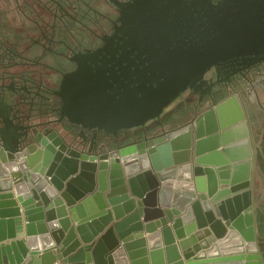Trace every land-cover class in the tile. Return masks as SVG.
<instances>
[{"label":"water","instance_id":"95a60500","mask_svg":"<svg viewBox=\"0 0 264 264\" xmlns=\"http://www.w3.org/2000/svg\"><path fill=\"white\" fill-rule=\"evenodd\" d=\"M250 4L258 22H209L212 39L164 56L157 75L129 80L122 96L95 95L91 108L89 96H71L70 123L106 135L81 145L88 152L22 128L11 143L4 125L0 264H264L263 226L257 235L249 213L253 148L238 101L184 127L174 129L178 115L161 121L198 84L196 74L243 44L264 53L252 50L264 42V32L256 40L264 0Z\"/></svg>","mask_w":264,"mask_h":264},{"label":"flooded vegetation","instance_id":"af4514ba","mask_svg":"<svg viewBox=\"0 0 264 264\" xmlns=\"http://www.w3.org/2000/svg\"><path fill=\"white\" fill-rule=\"evenodd\" d=\"M250 1L0 0V130L7 126L11 143L22 128L56 135L88 152L81 145L90 147L96 134L106 135L70 123L65 108L73 102L77 109L71 96H89L83 101L89 108L95 95L122 96L129 80L157 75L164 56L212 39L209 22L222 27L227 15L237 26L258 22L247 12ZM263 32L264 27L256 40ZM256 43L251 49L264 51V42ZM247 46L240 45L238 55L217 62L201 79L196 74L198 84L182 92L161 121L178 115L174 129L184 127L238 101L253 148L249 213L256 232L262 225L264 233V53H249ZM259 243L264 250V237Z\"/></svg>","mask_w":264,"mask_h":264},{"label":"crops","instance_id":"0c3cea01","mask_svg":"<svg viewBox=\"0 0 264 264\" xmlns=\"http://www.w3.org/2000/svg\"><path fill=\"white\" fill-rule=\"evenodd\" d=\"M166 129H167V130H168V129L170 130V129H171V127L167 126V127H166ZM73 227H76V225H75V224H73ZM22 239L24 240V238H22ZM7 243H10V242H7Z\"/></svg>","mask_w":264,"mask_h":264}]
</instances>
